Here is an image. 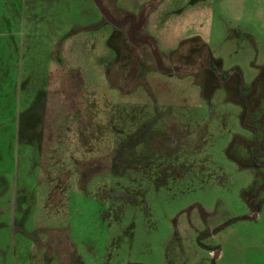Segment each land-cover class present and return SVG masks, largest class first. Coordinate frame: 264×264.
<instances>
[{
	"label": "rangeland",
	"instance_id": "374dc122",
	"mask_svg": "<svg viewBox=\"0 0 264 264\" xmlns=\"http://www.w3.org/2000/svg\"><path fill=\"white\" fill-rule=\"evenodd\" d=\"M97 1L0 0V264H264V0Z\"/></svg>",
	"mask_w": 264,
	"mask_h": 264
},
{
	"label": "trees",
	"instance_id": "16d2710c",
	"mask_svg": "<svg viewBox=\"0 0 264 264\" xmlns=\"http://www.w3.org/2000/svg\"><path fill=\"white\" fill-rule=\"evenodd\" d=\"M94 1L97 3L99 9L102 10V12L104 13L105 11H104V9L101 7V5L99 4V2H98L97 0H94ZM104 18H105L106 20H109L112 24L115 23V20H113V19L110 18V17H107V16L105 15V13H104ZM115 25H116V27H119L117 23H115ZM129 41L132 42V43L134 42L130 37H129ZM263 144H264V139H263L261 145H263ZM247 151L249 152V154H250V153H258V152H259V151L255 152V151H256V148H254V143H253V142H252L251 144H248ZM260 152L263 154L262 149L260 150ZM251 161H252V166H253L254 168H256L257 170H258L259 167H261L260 164H257V163L255 162L254 159H252Z\"/></svg>",
	"mask_w": 264,
	"mask_h": 264
}]
</instances>
